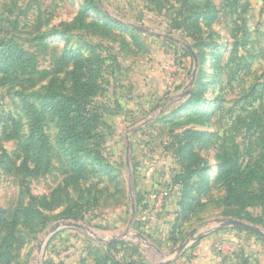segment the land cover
<instances>
[{
  "label": "rangeland",
  "instance_id": "374dc122",
  "mask_svg": "<svg viewBox=\"0 0 264 264\" xmlns=\"http://www.w3.org/2000/svg\"><path fill=\"white\" fill-rule=\"evenodd\" d=\"M223 153L264 163V0H0V264H264Z\"/></svg>",
  "mask_w": 264,
  "mask_h": 264
},
{
  "label": "trees",
  "instance_id": "16d2710c",
  "mask_svg": "<svg viewBox=\"0 0 264 264\" xmlns=\"http://www.w3.org/2000/svg\"><path fill=\"white\" fill-rule=\"evenodd\" d=\"M8 52L13 55L15 51V43L12 39L7 41ZM191 48V47H190ZM192 49V48H191ZM69 54V53H68ZM74 61V68L71 71V80L73 86V93L69 96L62 95V99L58 101L59 105L63 107L65 115L70 118L71 121H77L75 117V111L79 110L80 103L87 102L88 98L95 93L98 89L96 87V71L91 68L88 60H79L76 56L71 53L69 55ZM66 59L63 55L62 61ZM70 60V59H68ZM78 60V61H77ZM58 104L54 105V108ZM45 110V109H44ZM61 110V109H59ZM81 113V111H79ZM35 124H33V127ZM32 127V128H33ZM263 156H260L255 160L254 165L250 169L239 170L235 163H232L230 155L228 153H223L221 156V163L219 165L218 171L226 180L233 186H246L249 183V178L253 173L260 169L259 181L262 183V188L260 190L261 195L264 197V163L262 162ZM248 178V179H247Z\"/></svg>",
  "mask_w": 264,
  "mask_h": 264
},
{
  "label": "water",
  "instance_id": "95a60500",
  "mask_svg": "<svg viewBox=\"0 0 264 264\" xmlns=\"http://www.w3.org/2000/svg\"><path fill=\"white\" fill-rule=\"evenodd\" d=\"M140 30L145 31V29L140 28ZM165 36V35H164ZM166 37V36H165ZM171 40H174L171 37H168ZM175 42H178L177 40H174ZM187 50L190 52V54L192 55L193 59H194V70H193V75L195 74V69L198 66V60L196 57V54L194 53V51L190 48V46L186 45ZM132 210L134 211V205H132ZM64 225L67 226H75V227H82V225L78 224V223H64ZM221 226H233V227H237L240 229H244L247 231H251L253 233L258 234L259 236L264 238V231H262L260 228H258L257 226L251 225L249 223L243 222V221H239V220H235V219H227L225 221L222 222ZM57 227H55L53 230H55ZM41 246V245H39Z\"/></svg>",
  "mask_w": 264,
  "mask_h": 264
},
{
  "label": "crops",
  "instance_id": "0c3cea01",
  "mask_svg": "<svg viewBox=\"0 0 264 264\" xmlns=\"http://www.w3.org/2000/svg\"><path fill=\"white\" fill-rule=\"evenodd\" d=\"M207 256L209 255V254H206ZM211 258H212V256H211Z\"/></svg>",
  "mask_w": 264,
  "mask_h": 264
}]
</instances>
